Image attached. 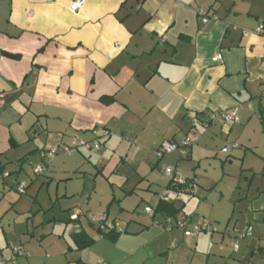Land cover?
<instances>
[{
	"label": "crops",
	"instance_id": "0c3cea01",
	"mask_svg": "<svg viewBox=\"0 0 264 264\" xmlns=\"http://www.w3.org/2000/svg\"><path fill=\"white\" fill-rule=\"evenodd\" d=\"M73 1L0 0V53L16 56L0 54V206L6 204L0 209V264H264V156L257 150L264 155V4L253 12L245 0H86L73 12ZM255 1L249 0L250 5ZM217 54L221 61L214 62ZM105 97L113 102H102ZM254 106L261 120V145L245 152L257 158L259 173L252 166L243 171L255 191L240 200L236 207L241 210L233 211L222 231L217 225L221 218L202 214L198 221L195 210L186 209L188 199L204 198L195 185L192 194L175 198L173 204L182 211L174 220L189 217L196 224H212L213 233L189 238L176 228L167 231L160 215L150 221L140 215L130 218L125 197L112 216L113 194L100 208L107 223L122 218L124 228L117 223L122 232L115 238L99 232L93 220L99 215L92 218L98 211L89 206L96 192L110 194L114 185L123 189L134 172L132 187L146 189L140 199L155 210L169 179L160 188L152 172L138 175L142 162L157 168L164 157L156 158L158 147L176 141L167 137L180 124L209 132L216 122L206 128L204 123L213 113L236 112L237 124L218 122L228 140L240 123L249 125ZM193 117L198 124L191 123ZM98 138L103 139L99 152L78 148L64 153L77 139ZM186 139L176 145L184 151L178 150L181 156L190 148H183ZM52 148H57L56 156L42 159L41 153ZM192 155L193 148L188 157ZM59 157L66 160L57 166ZM53 166L54 177L53 172L46 177ZM40 167L42 175L36 174ZM108 167L110 175H125L124 183L122 176L116 184L110 182L112 176H104ZM30 169L38 181L28 175ZM88 172H95L93 180ZM12 178L13 185L26 189L40 182L36 205L40 189L56 185L47 212L26 221V232L19 235L15 228L6 233L2 225L10 211L18 213L17 200L10 202L4 193L14 189L8 184ZM125 193L131 197L134 188ZM248 229L250 235L242 237ZM80 232L93 239L81 250L74 242ZM138 239L140 243H125ZM17 248L21 255L13 257Z\"/></svg>",
	"mask_w": 264,
	"mask_h": 264
},
{
	"label": "rangeland",
	"instance_id": "374dc122",
	"mask_svg": "<svg viewBox=\"0 0 264 264\" xmlns=\"http://www.w3.org/2000/svg\"><path fill=\"white\" fill-rule=\"evenodd\" d=\"M245 1L249 3V4H245L246 8L247 9L250 8V10H252L253 12L260 11L259 10L260 8L263 10V4H264L262 3L263 0H256L255 3L252 5H250L249 0H245ZM250 115L251 117L253 116L254 117L252 118V121L249 123V125H247V122L240 123V125L234 129L232 136L228 140L224 135L220 134L218 122L214 124L213 126L214 130L211 129L209 132L208 131L205 132L200 127L192 128L190 125H188V123L180 124L178 126V129L173 131V133H171V135H169L167 139H169L172 136H175L176 141L174 143L177 146L181 147L186 135V137L189 138L186 140L191 142V145L189 146L190 148H187V150L185 151L187 154L181 156L178 150L173 154H166L159 161V166L153 170L151 168L152 166L150 167L147 161H143L141 164L142 168L137 172V174L138 175L144 174L145 176L147 174L150 175V173L152 172V174L150 175L152 181L154 180L155 182H157L158 183L157 185L160 186V188L165 183V179L167 180V177H165L163 173H161V170L166 168H170L173 171H175L177 177H181L184 180L189 179L194 181L198 189V193H199L198 196L199 197L202 196L204 198L203 200H200L199 198L188 199L189 205L187 206L186 209L195 210V214L200 217L198 221L202 220L201 219L202 214H204L206 219H209L208 217L209 214L210 215L212 214L214 217L221 218L220 222L217 225H218V230L222 231L225 228L227 221L229 220V223L232 221L231 215L233 211L234 213H236V211L241 210V208L236 207L240 202V200L244 199V197L247 194L251 196V193L255 191L253 188L254 184L253 187H249V184H251L250 182L252 180L251 176H248V173L244 172L243 169H247V167L252 166L253 172L259 173V169L256 166L257 158L254 157L253 154H250L249 151L245 152L247 150L246 147L248 146H250L248 149L254 150L253 147L261 145L260 143L261 135L259 134L261 120H260V115L257 112V106H254V110L252 113H250ZM244 127L245 129L243 132ZM196 135H199L198 136L199 139L197 140L195 138ZM239 135H241L240 137L241 140L237 141V144H234L237 145L238 149H230L228 153L222 154L220 152L221 149L223 147L232 146L231 142L235 141V139L233 138ZM192 148H193V155L190 158L188 157V152ZM257 150L259 154L264 156L261 149H257ZM243 155L246 156V160L245 163L242 164L241 159ZM113 159L114 158L112 159L110 158V160L112 161ZM65 160L66 158L59 157L58 160H56L57 166L62 164V162H64ZM83 161L85 164L87 163V160H83ZM112 164L113 162L110 163V166ZM53 171H57V167L53 166L52 170L50 169V171L46 174V177H49L51 172ZM27 173L35 181L39 180V178L33 174L32 169H30L29 171L27 170ZM94 173L95 172H90V173L88 172V174L91 175L90 176L91 180H93ZM88 174L86 176H89ZM54 175L55 172L51 174V178H53ZM104 176L105 177L112 176L110 178V182H113L114 184H116L119 181L118 179L121 176H122L121 182L124 183L125 180L123 178L126 177L123 174L121 176H118V173H116L115 175L113 174L110 175L109 167L105 170ZM132 176H134V172ZM132 176L129 177V182L126 184V186L123 189H120L117 185L110 186L112 193L110 192V194L107 195L100 193L98 194L95 191L96 194L93 196V199L91 200L89 206L92 205V207H95V209L93 210H97L98 212L92 213L93 214L92 218L95 216V214L103 215V211L100 208L101 204H103L106 200H108L113 194L116 200H114L115 202L113 203L112 208L110 209L112 216H116V214H118L117 201L120 199L123 200V197H125V201L123 204L126 209V214L130 218H132L133 216L140 215L143 219H147L148 221H150L149 215L146 214L144 211L145 206L147 204L140 199L141 192H145L144 190L146 189H144L143 187L141 188L132 187L136 183V180L133 181L135 178H133ZM14 179L15 178L10 179L11 181H9L8 183L10 188L14 187V189L13 188H11L10 190L6 189L4 193H7L6 195H8L10 202H16L17 200V203L14 204H15V208L18 209V213H14L10 211L9 215H6L2 220V225L4 226L6 233H9V231H14L15 228L14 232H16L19 235L21 233L26 232V228H25L26 221H30V218L33 219L36 218L37 216L41 218L43 211L47 212V210L51 206L49 198H51L52 200L54 199L56 185L52 186V188H50L49 190L47 188H41L38 197L39 201L38 204L36 205L33 203V200H35L34 198H36L35 197L36 193L39 192L38 187L40 182H37L32 187H28L26 189V193L20 195L15 192V188L17 184L15 183L13 185L12 182ZM23 180L27 184L29 183V177H25V179ZM144 182L145 183L143 185L146 186L147 179ZM154 184L156 186V183ZM90 188L92 189L93 185H91ZM130 188H134V193L132 194L131 197L129 194L125 193V191H127V189ZM59 193L62 194V191ZM197 206L200 207L196 208ZM5 207L6 204H1L0 209ZM189 219L190 221L193 222L191 218ZM122 221L123 219L120 218L117 221V223L120 225L121 228H124V223ZM15 224L16 226H14ZM88 232L91 234L92 237H95L94 231L89 230ZM55 233L56 232H54V234ZM26 238L27 240L31 239L30 236L28 235L26 236ZM140 239H144V238L141 237ZM140 239L135 240L133 242L130 241L125 243H127L128 245H133L137 242L140 243L141 242L139 241ZM186 242L188 243L189 241Z\"/></svg>",
	"mask_w": 264,
	"mask_h": 264
},
{
	"label": "built area",
	"instance_id": "2783aa9c",
	"mask_svg": "<svg viewBox=\"0 0 264 264\" xmlns=\"http://www.w3.org/2000/svg\"><path fill=\"white\" fill-rule=\"evenodd\" d=\"M86 0H75L70 4V10L73 12H77L79 11L83 5L85 4ZM203 23L207 22V18H203L202 19ZM262 29V27L257 29V32H260ZM165 41V36H161L160 38V42L163 43ZM221 61V55L217 54L214 62H219ZM213 122H220L223 125L226 126H232L238 123V117L236 112H217V113H213L212 115H210L208 117V120L206 123H204L205 128L207 127V125L209 123H213ZM191 123L192 124H198L199 122L197 121V119L195 117H193L191 119ZM107 138V134L103 135V139ZM102 138H98L95 139L91 142H85L81 139H79L77 142H74L72 145H67L64 147V153L69 155L72 150L74 149H84L87 151L93 150L94 152H99L103 149V143H102ZM191 145V142L188 140H185L184 144H183V148H187ZM237 145H232V146H228V147H224L221 149V153L222 154H226L229 152L230 149H236ZM179 150L178 147L176 146V144L171 143V142H163L161 143V145L158 147L157 151H156V158L160 159L163 155L165 154H170L173 153L175 151ZM185 150V149H184ZM180 153H183L184 151L179 150ZM57 153V148H52L51 150H49L47 153H41V157L42 159H48V160H52ZM45 172L44 167H40L37 168L36 170V174L38 175H42ZM163 174L165 177H167L169 179V183L168 185L163 189V191L161 192L160 196H159V200L163 201V202H171L172 200H174L175 198H177L179 196L180 193L182 192H187V193H193V190L195 189V184L194 183H190L187 180H182L179 178H175L172 169L166 168L163 170ZM16 191L18 194L23 195L26 192V188L24 185L22 184H18L16 187ZM146 214L149 215V217L153 216V208L151 207H147L145 209ZM79 212L75 213L72 216L73 220L78 219L79 217ZM94 222L98 225L99 229L101 231H114V232H121L122 230L119 228V225L115 222H110L107 223V218L104 215H99L93 218ZM188 221L187 219H182L181 221L177 222L174 226V224L167 220L165 222V229L167 231H171L174 227H176L177 229H179L180 231H182L183 236L184 237H189V238H194L197 235H199L200 233H213L215 231V228L211 225H208L206 223H199V224H195L193 225L190 229L187 227ZM250 235V229H248L246 231L245 234L241 235L243 236H249ZM234 250H236V246L233 245ZM17 255H21L19 248L13 250V257H16Z\"/></svg>",
	"mask_w": 264,
	"mask_h": 264
},
{
	"label": "trees",
	"instance_id": "16d2710c",
	"mask_svg": "<svg viewBox=\"0 0 264 264\" xmlns=\"http://www.w3.org/2000/svg\"><path fill=\"white\" fill-rule=\"evenodd\" d=\"M2 56H4V57H7V58H16V56H11V55H9V54H6V53H0ZM101 101L102 102H104V103H106V104H110V103H112L113 102V98H101ZM163 173V172H162ZM164 175V174H163ZM168 179V178H167ZM187 181H189L190 183H194V181H192V180H187ZM169 183V182H168ZM195 184V183H194ZM196 185V184H195ZM26 193V192H25ZM175 201V199L174 200H172L171 202H163V201H161V200H159V203H158V205H157V207L155 208V210L153 209V216H151L150 218L152 219V218H154V216H157V215H160V216H162V220H161V222H159V223H161L162 224V226L164 227V225H165V222L167 221V220H169V221H171L173 224H174V226H175V224L177 223V222H179V221H177V220H174V218H176V216L179 214V212H181L182 211V208H177L174 204H173V202ZM147 208V207H146ZM145 208V209H146ZM152 208V207H151ZM146 213V212H145ZM168 219H167V218ZM172 218V219H171ZM184 219H187V221H188V224H187V227L190 229L193 225H195L196 223H193V222H191L190 221V219H189V217H186V218H184ZM206 224H208V223H206ZM208 225H211V226H213L212 224H208ZM214 227V226H213ZM174 228H176V227H174ZM177 229V228H176ZM98 230H99V227H98ZM99 232H101V234L103 235H107V236H109V235H113V237L112 238H115L116 236H118L119 234H120V232L118 233V232H114V231H110L109 233H107V234H105L106 232H104V231H100L99 230ZM104 232V233H103ZM122 232V231H121ZM182 232V231H181ZM203 233H205V232H203ZM183 234V233H182ZM201 234V233H200ZM74 242H75V245H76V247L78 248V249H85V248H88L92 243H93V239H91L89 236H87L86 234H84L83 232H80V233H78V234H75V236H74Z\"/></svg>",
	"mask_w": 264,
	"mask_h": 264
}]
</instances>
